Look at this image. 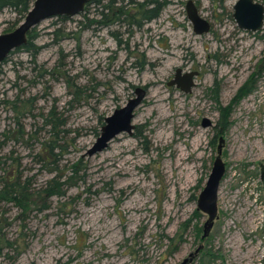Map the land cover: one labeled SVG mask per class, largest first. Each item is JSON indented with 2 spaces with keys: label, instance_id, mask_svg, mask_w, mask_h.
I'll return each mask as SVG.
<instances>
[{
  "label": "rangeland",
  "instance_id": "1",
  "mask_svg": "<svg viewBox=\"0 0 264 264\" xmlns=\"http://www.w3.org/2000/svg\"><path fill=\"white\" fill-rule=\"evenodd\" d=\"M116 1L41 21L35 55L0 64V161L31 192L54 179L63 191L35 194L25 215L0 200V236L13 242L0 241V264H264V21L246 31L236 0H191L210 24L196 34L188 0H155L149 20L137 13L149 0ZM15 18L0 11V34ZM178 68L196 73L189 93L168 84ZM137 87L133 133L87 155ZM218 150L217 217L202 238L197 199ZM3 176L0 164V187Z\"/></svg>",
  "mask_w": 264,
  "mask_h": 264
},
{
  "label": "water",
  "instance_id": "2",
  "mask_svg": "<svg viewBox=\"0 0 264 264\" xmlns=\"http://www.w3.org/2000/svg\"><path fill=\"white\" fill-rule=\"evenodd\" d=\"M89 2L90 0H33L22 21L13 30L0 34V63L14 49L26 43L27 33L41 21L55 16L70 17L77 15L84 10ZM186 14L196 34L209 31V22L199 15L191 0H188L186 3ZM232 16L239 28L252 32L259 31L264 21V5L256 0H236L233 5ZM195 75V72H187L181 75V69L178 68L175 71L173 79L168 84L175 85L183 92L189 93L195 85ZM145 94L144 89L135 88L134 96L129 98L123 107L115 109L111 115L104 118V124L100 128L95 142L87 150V155L91 156L102 151L119 134L127 133L131 135L133 133V111L141 104ZM202 125L204 127L209 126L210 122L203 119ZM219 153L220 150H218V156L213 161L211 172L197 199V209L207 215V219L202 225V238L208 235L217 217V192L219 183L225 172V167ZM260 179L264 184L263 168Z\"/></svg>",
  "mask_w": 264,
  "mask_h": 264
},
{
  "label": "trees",
  "instance_id": "3",
  "mask_svg": "<svg viewBox=\"0 0 264 264\" xmlns=\"http://www.w3.org/2000/svg\"><path fill=\"white\" fill-rule=\"evenodd\" d=\"M100 1L101 0H90V2L86 5V7L93 3L98 4ZM32 2L33 0H0V11L3 8H9L16 14L15 20L13 21L12 25L6 29V32L13 30L22 21L27 11L29 10ZM116 2H117L116 0H109L107 8L109 7L113 8L112 6H114ZM150 3L155 4V5L157 4V5L156 6L152 5L151 8H144L145 4L143 3L139 4V7L137 8V13L140 15L141 18L149 20V19L155 18L158 15L159 11H158L157 6H159L160 3L155 2V0H149L146 2V5ZM118 10L121 11L120 14H125L124 11H122L123 8L121 6L118 7ZM58 18L61 20H65L68 17L58 16ZM116 18H119V17H116ZM34 35H35L34 28H32L27 33L26 43L22 45L21 47L14 49L12 52H16V51L24 49L32 53V55L34 56L35 55L34 53H36L35 46L33 43L35 39ZM5 61L6 59H4L1 63H4ZM245 90L247 91L251 90L250 87L247 86V84H244L242 86V88L240 89V92H247ZM12 104H14L13 106L14 110H18L21 108L20 103L16 104L15 102H12ZM223 121L226 123L227 117L224 118ZM3 144H4V139H1L0 148L2 147ZM0 164L2 165L3 170H4V176L2 177V183L0 187V200L14 203L16 206H18L21 209V211H23L21 212L22 215H25L29 209L32 210L31 205L34 204L35 199L33 196L35 194L37 195L45 194L46 196L47 195L49 196L57 195L59 193L63 194V191H61L59 184L56 183L55 179L51 182L57 184V187L55 188L52 187L54 184L46 185V187L43 189H40L36 192L34 191L31 192V189H29L28 185L25 183V180L20 182V178L17 174L16 168L13 169L12 166L9 164L5 169L4 167L5 164L2 163L1 161H0ZM3 238H4L3 236H0V241H2ZM3 241L13 243L11 241H8V239L6 238H4ZM10 246H12V244ZM12 250H14L15 251L14 253H16L17 255L19 254L21 249L19 248L17 244L16 246H13Z\"/></svg>",
  "mask_w": 264,
  "mask_h": 264
}]
</instances>
